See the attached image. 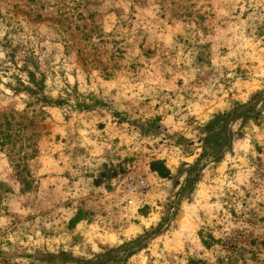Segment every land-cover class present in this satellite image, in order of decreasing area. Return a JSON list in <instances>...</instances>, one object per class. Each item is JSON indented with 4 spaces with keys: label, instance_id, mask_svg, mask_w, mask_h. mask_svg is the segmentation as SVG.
Masks as SVG:
<instances>
[{
    "label": "rangeland",
    "instance_id": "374dc122",
    "mask_svg": "<svg viewBox=\"0 0 264 264\" xmlns=\"http://www.w3.org/2000/svg\"><path fill=\"white\" fill-rule=\"evenodd\" d=\"M0 264H264V0H0Z\"/></svg>",
    "mask_w": 264,
    "mask_h": 264
},
{
    "label": "trees",
    "instance_id": "16d2710c",
    "mask_svg": "<svg viewBox=\"0 0 264 264\" xmlns=\"http://www.w3.org/2000/svg\"><path fill=\"white\" fill-rule=\"evenodd\" d=\"M8 137V136H7ZM7 137H4V138H7ZM159 164H157V163H151V169L153 170V171H157L161 176H167V173H169L168 172V170L166 169V168H161L160 166H158ZM199 234H201V241H202V243L205 245V246H207V247H210L211 246V244H212V242L215 240L210 234H208L207 232H202L201 231V233H199ZM230 258H228V259H231V256H229Z\"/></svg>",
    "mask_w": 264,
    "mask_h": 264
}]
</instances>
